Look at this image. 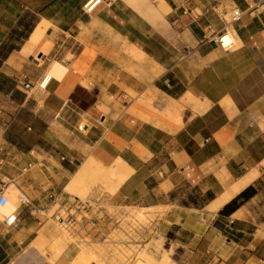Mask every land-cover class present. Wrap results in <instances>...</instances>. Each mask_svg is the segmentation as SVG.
Returning a JSON list of instances; mask_svg holds the SVG:
<instances>
[{
    "label": "crops",
    "instance_id": "obj_1",
    "mask_svg": "<svg viewBox=\"0 0 264 264\" xmlns=\"http://www.w3.org/2000/svg\"><path fill=\"white\" fill-rule=\"evenodd\" d=\"M89 1L0 0L1 145L34 159L30 174L9 176L37 203L0 221V264L75 263L56 216L79 199L66 187L90 157L125 173L113 192V178H100L90 199L162 215L176 264H264V4L101 0L87 11ZM213 4L221 11L206 13ZM236 6L244 13L225 50L221 12ZM55 61L68 70L46 82ZM80 90L90 94L82 107ZM23 112L38 134L28 147L5 138Z\"/></svg>",
    "mask_w": 264,
    "mask_h": 264
},
{
    "label": "rangeland",
    "instance_id": "obj_2",
    "mask_svg": "<svg viewBox=\"0 0 264 264\" xmlns=\"http://www.w3.org/2000/svg\"><path fill=\"white\" fill-rule=\"evenodd\" d=\"M35 60L38 62V56H36ZM1 82L2 79L0 78ZM77 98L78 107L86 106L88 105L90 94L84 90H80ZM78 107H76L77 112H80ZM31 121L32 119L29 115L23 112L20 123L16 122L13 130H9L5 138L14 143L20 142L23 147L35 145L38 143V134L34 133V130L28 129L32 127L29 124ZM4 122H8V117L0 121V126ZM80 125V130L84 131L85 123ZM2 139V136H0V144H2ZM9 151L11 152L10 160L13 165L8 167L6 173L2 169L0 176L6 174L22 178L30 174L31 172L21 175L19 169L22 164L31 162L34 159L31 160L28 156H24V154H20L18 151H13L11 148H9ZM95 164L99 163L94 157H90L76 174L72 183L68 185L66 192L70 195L72 194V196H78L82 204L87 203L90 206L89 209L86 208L89 212L80 210L83 212L79 213V210L72 209L71 213L74 214V217L84 224L82 218L88 216V218H92L98 223L97 227L93 228L90 225V229L86 232L87 234L81 236L78 234L79 231L77 230L79 227L77 225L70 231L65 225L59 224L58 221L56 222L67 240L76 244L79 248V256L76 258L74 264H166V260H169L170 264H176L175 257L178 251L174 246V235L165 233L160 229L159 223L162 215L159 217L151 209L115 207L102 201L95 202L90 199V194L97 187L100 178H104L107 174L113 178L112 189H107L109 192H113L121 183L119 180L125 178V173L119 171L117 168L104 169L101 165H98L96 168L94 167ZM91 170L92 172L88 173ZM13 184V182L9 184L7 196L9 200L16 204L18 209L21 206L19 198L22 191ZM24 193L27 194L26 192ZM27 196L31 204L24 210L23 215H29V209H34L37 206V203L28 194ZM50 201L51 199L49 198ZM70 203L76 205L75 199H71ZM13 218L5 219L0 214V221L13 220Z\"/></svg>",
    "mask_w": 264,
    "mask_h": 264
},
{
    "label": "built area",
    "instance_id": "obj_3",
    "mask_svg": "<svg viewBox=\"0 0 264 264\" xmlns=\"http://www.w3.org/2000/svg\"><path fill=\"white\" fill-rule=\"evenodd\" d=\"M257 4H264V0H256ZM101 3V0H90L86 5H85V9L87 11H92L96 6H98ZM210 10L218 12L221 11L219 6L217 4H213L209 10L206 11V13H208ZM244 11L239 8V7H233L230 8L227 11H222L221 12V19L223 20L224 23V29L222 31V33L218 36V38L216 39V42L219 43L221 45V38L224 37L225 35L231 33V27L235 22H238L239 20H241L242 16H243ZM234 42H232L229 46L225 47V50H229L233 47ZM32 86L31 84L27 83L24 85V90L27 94H29L32 91ZM10 156H11V152L9 151L8 148H6L4 145L0 144V171L9 163H11L10 160ZM62 160H66L65 157H62ZM35 167V164L33 162H28L25 165H23L20 168V173L21 175H25L29 172H31V170ZM13 181L11 180L10 176L7 175H2V177L0 176V206H3L7 203L8 201V196H7V191H8V187L9 184L12 183ZM49 198L51 199V201L53 202V204H59L61 203V199L59 195H50ZM20 205L21 206H29L31 204V201L29 199V197L27 196V194L21 192L20 195ZM76 201V205L74 203L71 204V209H76L79 210V213L84 212H89L87 211L90 206L86 204H82V202L80 201V199H75ZM78 205V206H77ZM88 208V209H86ZM18 210V209H17ZM16 210V211H17ZM83 210V211H80ZM15 211V212H16ZM17 217L14 214V218L13 220H6V222L8 224H13L16 221ZM56 219L65 225L66 228L71 229L73 228L75 225H77L80 228H84L85 224H89L91 225L93 228L97 227V222L95 220H93L92 218H88V216H84L82 219L84 221V224L81 223V221H79L76 217H74V214L71 213V210H64L62 213L57 214Z\"/></svg>",
    "mask_w": 264,
    "mask_h": 264
},
{
    "label": "bare ground",
    "instance_id": "obj_4",
    "mask_svg": "<svg viewBox=\"0 0 264 264\" xmlns=\"http://www.w3.org/2000/svg\"><path fill=\"white\" fill-rule=\"evenodd\" d=\"M40 33H42V32H40L38 29L35 31V33L32 35V38L30 40L31 44H37L38 43V41L40 40ZM231 33H229V34H227V35H225L224 37L221 38V46L222 47L225 48V47L229 46L234 41V36ZM67 70L68 69L65 66H63L61 63L55 61L52 64V66H51V68H50V70L48 72V76L46 78V82H47L48 79H50V77H55V78L61 79L65 75ZM123 180L124 179H120L119 181L122 182ZM69 188H71V187L69 186ZM66 189H67V187H66ZM237 189H240V188L237 187L234 190H237ZM16 210H17L16 204L13 201L9 200V198H8V201H7V203L5 205L0 206V214L5 216V217H9L10 218L15 213ZM167 263L170 264V261L166 260V264Z\"/></svg>",
    "mask_w": 264,
    "mask_h": 264
},
{
    "label": "trees",
    "instance_id": "obj_5",
    "mask_svg": "<svg viewBox=\"0 0 264 264\" xmlns=\"http://www.w3.org/2000/svg\"><path fill=\"white\" fill-rule=\"evenodd\" d=\"M0 78L2 79V82L0 83V89L6 90L7 88L6 85L8 84L9 80L4 76H0ZM252 193L253 190L251 188L242 192L238 197H236L228 205L225 206V208L222 211V214H230L231 212L235 211L240 205V200L247 199L250 195H252Z\"/></svg>",
    "mask_w": 264,
    "mask_h": 264
}]
</instances>
